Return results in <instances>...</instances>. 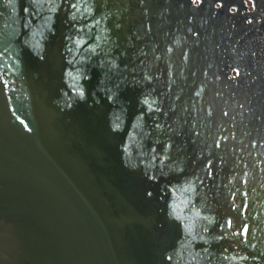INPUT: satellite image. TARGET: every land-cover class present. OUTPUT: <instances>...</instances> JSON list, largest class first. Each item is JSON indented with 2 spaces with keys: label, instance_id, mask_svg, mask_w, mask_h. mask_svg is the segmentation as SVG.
<instances>
[{
  "label": "water",
  "instance_id": "95a60500",
  "mask_svg": "<svg viewBox=\"0 0 264 264\" xmlns=\"http://www.w3.org/2000/svg\"><path fill=\"white\" fill-rule=\"evenodd\" d=\"M0 264H264V0H0Z\"/></svg>",
  "mask_w": 264,
  "mask_h": 264
}]
</instances>
